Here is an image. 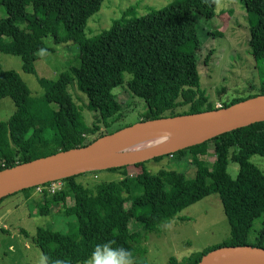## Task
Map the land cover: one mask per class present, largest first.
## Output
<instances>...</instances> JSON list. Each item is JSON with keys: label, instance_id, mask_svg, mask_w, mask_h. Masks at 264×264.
<instances>
[{"label": "trees", "instance_id": "trees-1", "mask_svg": "<svg viewBox=\"0 0 264 264\" xmlns=\"http://www.w3.org/2000/svg\"><path fill=\"white\" fill-rule=\"evenodd\" d=\"M175 1L186 7L198 40V22L212 19L214 2ZM102 2L0 0V7L5 12V18H0V54L18 57L22 73L35 75L33 63L37 60V53L44 49L43 39L48 37L54 45L67 42L75 45L78 58V66L60 73L55 81L37 80L43 90L39 97H30L16 73L0 71V100L8 98L14 107L8 119L0 122V171L83 147L96 139L88 142L85 137L96 134L101 127L110 129L120 118L121 105L110 92L108 82H120L124 76L127 77L125 86L128 93L145 106V113L138 121L214 109L211 103L206 102L196 111L184 110L191 99H196L194 95L188 100L183 96L184 92L195 90L196 87L190 84L178 86L174 103L157 105L159 71L171 64L184 62L196 77V57L190 53L188 62H185L178 52H155L152 25L148 19L135 16L134 7L120 11L108 29L85 38L87 21L99 11ZM240 3L247 25L248 53L253 69L258 70L264 67V0H240ZM174 13L171 7L167 21ZM165 41L168 43V38ZM209 54L207 52L203 59V65H206ZM261 81L257 95L264 94V77ZM70 86L84 96L86 110L94 115L90 126L84 125L68 94ZM250 97L253 96L244 99ZM244 99H232L220 107ZM175 110L183 112L178 114ZM209 145L213 155L210 168L204 160ZM170 155L171 160L183 163L186 170H194L190 179L185 178L184 173L173 171L150 173L145 170L144 163L133 165L139 170L134 179L127 178L125 167L105 170L118 173L120 179L95 184L91 188H84L76 182V177L85 173L64 178L60 180L62 186L59 191L48 194L42 190L40 201L35 202L34 208L40 216H51V209L56 208V212L65 219L73 218L71 223H66L69 231L62 234L37 228L30 238L23 230H19V234L38 249L40 256H47L49 264L56 259L65 260L68 264H84L91 258L96 245L109 241H114L113 248L130 249L136 264H147L144 259L146 250L141 247L144 236L157 233L159 226L168 223L188 206L209 195H216L228 225V239L220 245L191 254L182 264H196L202 255L218 247L248 245L253 221L264 213V176L249 163L252 156L264 158V122L218 135ZM152 160L158 161L159 158ZM229 163L237 166L234 180L226 173ZM31 190H23L21 194L28 197ZM68 199L71 206H66ZM129 221L139 225L143 236L129 232ZM0 232L5 233V230L0 229ZM263 236L264 231H261L251 246L262 248ZM166 264L179 263L170 257Z\"/></svg>", "mask_w": 264, "mask_h": 264}, {"label": "rangeland", "instance_id": "rangeland-1", "mask_svg": "<svg viewBox=\"0 0 264 264\" xmlns=\"http://www.w3.org/2000/svg\"><path fill=\"white\" fill-rule=\"evenodd\" d=\"M212 1L213 17L209 21L198 22L200 27L198 40L186 7L182 2L175 0H103L99 11L87 21L84 37L98 35L109 28L111 21L119 16L120 11L134 7L135 16L148 19L152 25V45L155 52H178L185 62H188L190 53L196 57V77L189 65L186 66L184 62L171 64L159 71L158 106L174 103L180 84L196 87L193 92L183 93L187 100L193 95L196 98L188 102L184 109L186 111H196L206 102L216 108L229 103L232 99L255 96L264 77V67L253 69L247 47L245 13L240 0H219L218 4L215 0ZM171 7L175 13L172 19L167 21L169 18L167 13ZM0 18H5V12L1 7ZM167 38L168 43L165 41ZM43 46L44 49L37 53V60L33 63L35 75L21 72L18 57L0 54V71L16 73L30 97L42 95L43 90L37 80L55 81L60 73L78 66L75 45L69 42L54 45L48 37L43 39ZM207 52L210 54L206 65H203L202 61ZM126 80L125 76L117 83L107 79L110 92L121 105L120 118L110 129L105 130L101 127L96 134L85 137L86 141H92L98 135H104L114 129L132 125L143 117L145 106L141 100L128 93ZM67 92L77 106L84 125L90 126L94 122V115L86 110L84 96L71 86L67 88ZM13 111L14 107L8 98L0 100V122H5ZM181 112L183 111L175 110V113ZM126 154L127 152L121 150L115 152L113 156ZM158 158V161L151 159L144 162L145 170L150 173L160 170L173 171L184 173L187 179L192 177L194 170H186L183 163L171 160L169 155ZM204 160L210 168L213 161L211 145L206 150ZM249 163L264 176V158L252 156ZM125 172L127 178L134 179L139 170L133 166H126ZM236 172L237 166L229 163L226 173L231 180L235 179ZM118 179L120 175L116 172L97 171L86 172L76 177V182L84 188H91L95 184ZM58 183L55 186L61 187L60 180ZM4 200L3 204L6 206H0V215L5 213L6 209L9 212L4 220L0 221V228L4 226L5 230V233L0 232V264H39L41 256L38 249L32 246L28 239L23 238L19 230H23L29 238L34 235L37 228L66 234L69 231L66 223H71L74 219H65L56 212V208L51 209L53 212L51 216L38 215L34 206L40 199L32 190L28 197L18 192ZM71 204L69 199L66 200V206ZM127 227L129 232L143 236L142 229L133 221H129ZM261 231H264V213L253 221L251 233L247 238L249 246L255 243ZM228 234V225L222 214L219 199L216 195H209L177 213L168 223L159 226L157 233L146 234L141 247L146 250L144 259L147 264H166L170 257L182 264V261L191 254L222 244L228 239ZM261 247L264 249V236Z\"/></svg>", "mask_w": 264, "mask_h": 264}, {"label": "water", "instance_id": "water-1", "mask_svg": "<svg viewBox=\"0 0 264 264\" xmlns=\"http://www.w3.org/2000/svg\"><path fill=\"white\" fill-rule=\"evenodd\" d=\"M257 122H264V94L224 108L138 121L102 135L83 147L57 152L1 170L0 200L23 190L81 173L144 163ZM175 132H185L186 136L174 146L136 155L113 156L119 148L135 141ZM110 157H114L113 160ZM196 264H264V249L248 245L218 247L202 255Z\"/></svg>", "mask_w": 264, "mask_h": 264}, {"label": "clouds", "instance_id": "clouds-1", "mask_svg": "<svg viewBox=\"0 0 264 264\" xmlns=\"http://www.w3.org/2000/svg\"><path fill=\"white\" fill-rule=\"evenodd\" d=\"M218 4L219 0H215ZM114 241L105 242L96 245L90 259L84 261V264H136L133 253L130 249L123 247L113 248ZM39 264H49V258L41 255ZM52 264H68L65 260L56 259Z\"/></svg>", "mask_w": 264, "mask_h": 264}, {"label": "bare ground", "instance_id": "bare-ground-1", "mask_svg": "<svg viewBox=\"0 0 264 264\" xmlns=\"http://www.w3.org/2000/svg\"><path fill=\"white\" fill-rule=\"evenodd\" d=\"M186 136L185 132H175L162 134L139 141L130 143L124 147L119 148L117 151L123 150L127 152L126 155H136L143 152L174 146L182 141ZM114 157L110 159L113 160ZM116 159V157H115Z\"/></svg>", "mask_w": 264, "mask_h": 264}, {"label": "built area", "instance_id": "built-area-1", "mask_svg": "<svg viewBox=\"0 0 264 264\" xmlns=\"http://www.w3.org/2000/svg\"><path fill=\"white\" fill-rule=\"evenodd\" d=\"M219 107L220 106H217L216 108H219ZM169 156L171 157L170 154H169ZM56 184H59L58 181L47 183V184L40 185V186H36V187L32 188V191L36 195H40L42 190H46L48 194H53V193L59 191V189H60V185L55 186Z\"/></svg>", "mask_w": 264, "mask_h": 264}, {"label": "crops", "instance_id": "crops-1", "mask_svg": "<svg viewBox=\"0 0 264 264\" xmlns=\"http://www.w3.org/2000/svg\"><path fill=\"white\" fill-rule=\"evenodd\" d=\"M4 199H6V198H2V199H1V201H0V206H1V205H2L3 207L6 206L5 204H3V201H5ZM8 212H9V210L6 209L5 213H2V214L0 215V221L4 220V218H5V216L8 214ZM0 229H4V226H1Z\"/></svg>", "mask_w": 264, "mask_h": 264}]
</instances>
